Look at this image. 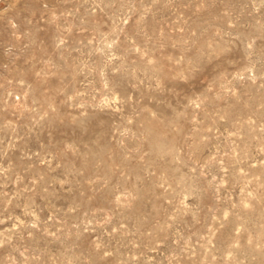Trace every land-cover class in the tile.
<instances>
[{"label": "rangeland", "instance_id": "1", "mask_svg": "<svg viewBox=\"0 0 264 264\" xmlns=\"http://www.w3.org/2000/svg\"><path fill=\"white\" fill-rule=\"evenodd\" d=\"M0 264H264V0H0Z\"/></svg>", "mask_w": 264, "mask_h": 264}]
</instances>
